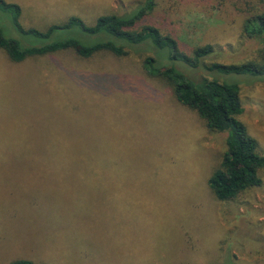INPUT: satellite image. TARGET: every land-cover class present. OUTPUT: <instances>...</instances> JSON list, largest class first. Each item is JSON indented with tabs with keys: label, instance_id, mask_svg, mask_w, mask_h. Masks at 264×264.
<instances>
[{
	"label": "rangeland",
	"instance_id": "374dc122",
	"mask_svg": "<svg viewBox=\"0 0 264 264\" xmlns=\"http://www.w3.org/2000/svg\"><path fill=\"white\" fill-rule=\"evenodd\" d=\"M5 1L21 7L22 27L45 30L146 0ZM261 12L264 0H153L137 26H156L188 55L213 45L202 64H232L259 58L262 43L243 24ZM7 18L0 12V26ZM57 33L47 41L76 32ZM126 50L15 62L0 49V264H264V167L258 186L218 200L207 180L226 132L208 129L143 66L146 55L165 59L144 45ZM171 64L238 83V118L264 156V77Z\"/></svg>",
	"mask_w": 264,
	"mask_h": 264
},
{
	"label": "trees",
	"instance_id": "16d2710c",
	"mask_svg": "<svg viewBox=\"0 0 264 264\" xmlns=\"http://www.w3.org/2000/svg\"><path fill=\"white\" fill-rule=\"evenodd\" d=\"M152 7L153 0H146L129 13L99 15L93 24H86L81 18L73 15L49 25L45 30H39L22 27L19 19L21 7L17 3L0 0V12L9 17L0 26V49L12 61L18 62L27 56L44 55L65 49H72L81 57H90L101 50L120 55L127 53L126 49L129 47L144 45L166 62L160 63L157 58L146 55L143 58V66L147 72L166 79L172 87L175 99L195 110L208 129L226 132V150L219 166L207 180L215 197L218 200H227L249 187L258 186L261 183L258 170L264 167V156L257 150L256 139L247 132L245 125L238 118L243 112L238 83L221 81L216 77H191L176 69L171 64L176 60L192 68L199 67L201 62L212 54L214 46L205 44L196 47L188 55L179 50L174 38L162 34L156 26H137L138 21L150 12ZM66 29H72L76 33L67 38L47 41L52 35ZM243 32L248 37L261 41L258 59L232 64L203 63L202 67L218 75L249 74L264 77V12L248 16L244 20ZM30 39L42 42L36 43ZM8 264L44 263L16 259Z\"/></svg>",
	"mask_w": 264,
	"mask_h": 264
}]
</instances>
